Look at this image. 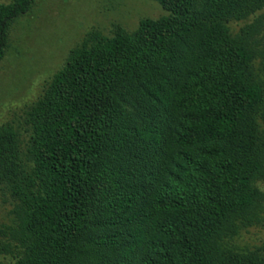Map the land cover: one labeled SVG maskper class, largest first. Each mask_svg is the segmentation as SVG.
I'll use <instances>...</instances> for the list:
<instances>
[{"label": "trees", "instance_id": "obj_1", "mask_svg": "<svg viewBox=\"0 0 264 264\" xmlns=\"http://www.w3.org/2000/svg\"><path fill=\"white\" fill-rule=\"evenodd\" d=\"M152 1L0 121V264H264V0Z\"/></svg>", "mask_w": 264, "mask_h": 264}, {"label": "rangeland", "instance_id": "obj_2", "mask_svg": "<svg viewBox=\"0 0 264 264\" xmlns=\"http://www.w3.org/2000/svg\"><path fill=\"white\" fill-rule=\"evenodd\" d=\"M34 1L32 12L13 24L14 49L12 44L0 61V121L34 96L42 79L88 30L108 33L113 24L131 30L140 18L164 13L152 0Z\"/></svg>", "mask_w": 264, "mask_h": 264}]
</instances>
